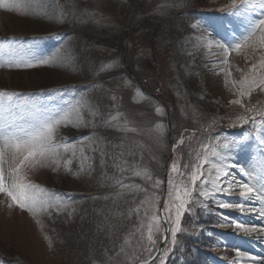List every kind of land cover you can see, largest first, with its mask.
<instances>
[{
	"label": "rangeland",
	"instance_id": "obj_1",
	"mask_svg": "<svg viewBox=\"0 0 264 264\" xmlns=\"http://www.w3.org/2000/svg\"><path fill=\"white\" fill-rule=\"evenodd\" d=\"M15 2L18 6L12 11L0 10V48L4 50L0 61L18 55L28 58L55 55L57 59L31 69L0 68V92L19 94L21 102L27 100L46 107L60 103L61 96L69 100L73 96L82 97V115L86 122L92 123L80 127L62 125L56 141L74 142L92 137V141L77 144V157L70 167L73 172L78 171L79 149L83 147L84 155L93 158L95 171L90 177L87 173L74 176L63 167L58 171L39 165L25 169L29 182L63 197L70 206L52 210L50 215L41 213L38 224L28 212L9 207L10 202L0 194V264H139L134 257L146 255L137 243L138 229L145 237L147 234L148 220L143 208L138 216L133 213L129 217V208L136 204L131 202L127 190L115 202L92 199L112 191L107 185L113 181L102 180L101 174L107 172L114 177L117 172L111 166L100 167V147L112 155L123 152L120 159L128 164L122 166L134 163L138 169L151 172L153 180L163 181L160 189H153L131 171L125 173L131 178L126 182L147 188L149 195L155 193L161 220L171 145L181 134L189 137L185 145L191 147L181 146L183 158L188 159V152L198 149L200 140L206 142L207 134L202 129L213 120L218 121L213 135L222 132L238 141L227 152L229 160L252 171L257 179L264 176V145L260 144L264 128L251 124L227 127L241 111L230 103L237 98L240 87L237 83L234 88L232 82L247 73L254 59L252 53L250 50L229 53L225 64L223 50L214 43L209 47L202 39L208 35L205 29L211 32L209 39L213 41L227 42L242 34L243 21L237 25V20L228 16L232 15L228 7L231 0ZM80 20L84 24L69 26L71 30L77 27L75 36L61 31L64 24ZM193 24L198 28H193ZM104 64L113 67L100 71ZM112 96L117 98L115 106ZM250 102L264 105V94L253 93ZM117 114L114 123L126 125L129 131L99 126ZM157 124L164 127L163 138ZM101 137L112 143L101 145ZM232 172L245 179L238 169ZM135 195L138 203L145 193ZM223 198L241 199L238 195ZM207 203L210 210L197 208L195 217H187L184 226L189 230L177 234L178 243L165 264H264V234L218 226L223 221L221 212L251 225H259L261 220L236 209H219L211 200ZM192 224L199 227L193 228ZM126 238L127 245L123 243ZM120 246L125 251L116 255ZM236 248L255 257V261L237 258Z\"/></svg>",
	"mask_w": 264,
	"mask_h": 264
},
{
	"label": "snow or ice",
	"instance_id": "obj_2",
	"mask_svg": "<svg viewBox=\"0 0 264 264\" xmlns=\"http://www.w3.org/2000/svg\"><path fill=\"white\" fill-rule=\"evenodd\" d=\"M17 6L15 0H8V2L0 0V10L12 11ZM228 7L230 14L242 17V34L234 36L227 42L213 41L209 39L211 32L205 29L208 35L202 39L208 42L209 47L214 43L217 48L223 50V63L225 64L228 62V54L232 52L240 53L250 50L254 59L247 73L239 81L232 82L234 88L237 83L240 87L237 90V98L231 100L230 103L238 106L241 111L227 127L235 128L251 124L264 128V105H253L250 102L253 93L264 94V0H231ZM192 27L198 28V25L193 24ZM3 52L4 50L0 48V54ZM56 59L55 55L47 58H28L24 55L8 56L0 61V68L31 69L47 65ZM112 67V64H104L100 71H107ZM228 76H231L230 72ZM137 95H142V93L137 92ZM246 98L249 99L248 103L245 102ZM111 99L115 106L117 98L112 96ZM83 104L82 97L73 96L69 100L61 96L60 103L54 107H46L30 104L27 100L21 102L19 94L0 92V194H3L10 202L9 207L15 206L28 212L38 224L41 223L39 219L41 213L50 215L52 210L60 211L70 205L64 201L63 197L48 193L45 189L29 182L24 174L25 169L39 165L58 171L63 167L66 172L74 176L87 173L90 177L95 171L93 158L84 155L83 147L79 149L78 171L73 172L70 167L73 158L77 157V144L92 141V137H83L74 142L58 143L56 141V133L62 125L71 124L80 127L92 123L91 121L86 122L82 115ZM156 111L160 113L161 109L157 108ZM117 119L118 114L110 116L99 126L118 132L130 130L126 125L121 127L118 123H114ZM216 127H218L216 120L203 127V133L207 134L206 142L200 140L199 148L188 152V159L183 158L181 146L185 145V140L189 137L181 134L180 138L171 145L163 220H161V211L157 208L159 199L155 193L149 195L147 188L126 182L131 178L125 173L131 171L134 177H140L153 189H160L163 181L159 178L153 180L151 172L147 169H138L134 163L130 167L122 166V164H128V161L120 159L124 155L123 152L112 155L100 147V167L111 166L117 172L114 177H109L107 172L101 174L102 180L111 179L113 181L112 184L107 185L112 191L109 194L93 196L92 199L115 202L127 190L132 197L131 202L136 204L134 208H129V217L133 213L138 216L143 208L145 218L148 220L147 234L145 237L144 232L138 229L140 239L137 243L146 255L134 257L139 260V264H154L156 260L158 264H165L168 254L178 243L177 234L189 230L184 226L187 217H195L197 208L210 210L208 200L213 201L219 209H236L241 214H254L261 220V224L251 225L221 212L223 221L218 226H231L245 233L264 234V176L257 179L252 171L229 160L227 152L238 141L229 139L222 132L213 135L212 132ZM156 128L160 137L163 138V125L157 124ZM100 143L101 145L111 144L112 141L107 137H101ZM260 144L264 145V137L260 139ZM113 146L118 147V145ZM185 147L190 148L191 146L185 145ZM178 149H181L179 153ZM68 153L71 155H67ZM109 161H112L111 165ZM232 169H238L240 176L245 179L238 178L233 174ZM176 177L181 179L177 181ZM140 192H144L145 196L136 203L135 194ZM225 195H238L241 199L239 201L225 200L223 198ZM257 201H259L258 205ZM192 227L198 228L199 226L192 224ZM45 239L48 237L46 236ZM123 243L127 245L129 240L126 238ZM161 244L164 245L163 248ZM124 251V247L120 246L116 255ZM235 255L237 258L247 257L255 261V257H249L248 253L239 248L235 249Z\"/></svg>",
	"mask_w": 264,
	"mask_h": 264
},
{
	"label": "trees",
	"instance_id": "obj_3",
	"mask_svg": "<svg viewBox=\"0 0 264 264\" xmlns=\"http://www.w3.org/2000/svg\"><path fill=\"white\" fill-rule=\"evenodd\" d=\"M78 24L80 25L81 23H77V24H73V25H75V26L78 27ZM77 27H75V30L77 29ZM79 27H80V26H79ZM63 28H66V29L69 30L70 32H72V33L74 32L73 34H76V33H75V30H71L70 27H69L68 25H67V26H64Z\"/></svg>",
	"mask_w": 264,
	"mask_h": 264
},
{
	"label": "bare ground",
	"instance_id": "obj_4",
	"mask_svg": "<svg viewBox=\"0 0 264 264\" xmlns=\"http://www.w3.org/2000/svg\"><path fill=\"white\" fill-rule=\"evenodd\" d=\"M234 17H235V16H234ZM240 18H242V17H239V18H238V16L235 17V19L237 20V23H238L237 25H239V24L241 25V24H242L241 21H243V20H241ZM202 65H203V64H202ZM209 65H210V64H208V65H206V66H209ZM206 68H208V67H204V69H206Z\"/></svg>",
	"mask_w": 264,
	"mask_h": 264
}]
</instances>
